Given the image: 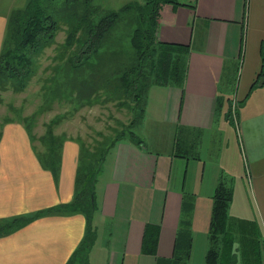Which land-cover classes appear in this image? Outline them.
Returning a JSON list of instances; mask_svg holds the SVG:
<instances>
[{
	"label": "crops",
	"instance_id": "crops-1",
	"mask_svg": "<svg viewBox=\"0 0 264 264\" xmlns=\"http://www.w3.org/2000/svg\"><path fill=\"white\" fill-rule=\"evenodd\" d=\"M21 8H0V54L10 16ZM157 37L188 48L186 77L183 85L151 88L140 124L133 128L142 143L125 137L106 153L94 183L95 235L87 264L172 259L186 199L193 203L189 264H206L216 188L226 181L234 205L239 189L247 185L245 176L254 213L229 216L256 222L264 241V0H177L162 10ZM235 98L236 135L230 124ZM5 129L0 227L71 203L81 146L63 143L55 179L22 125L12 122ZM147 226L157 230V255L143 251ZM87 232L88 218L82 213L37 217L0 235V264H69Z\"/></svg>",
	"mask_w": 264,
	"mask_h": 264
},
{
	"label": "trees",
	"instance_id": "trees-1",
	"mask_svg": "<svg viewBox=\"0 0 264 264\" xmlns=\"http://www.w3.org/2000/svg\"><path fill=\"white\" fill-rule=\"evenodd\" d=\"M67 3L69 14L66 18L70 23L67 51L81 55L73 61L76 68L89 66L94 70V65L99 67L103 55H108L106 51H116L112 41L118 28L128 30L126 38H130L132 46L130 64L117 61L114 62L117 69L107 70L112 61L103 58L102 86L86 83L88 91L85 89L83 93L90 92L89 88L92 86L98 93L103 87L102 95L107 96V100L118 101L123 105H127L128 101L132 102V110L142 118L151 85H183L187 72L188 48L161 42L157 37L163 6L177 3V0L135 1L116 11L95 8L92 0H87V9L84 11L80 8L79 0H68ZM59 28L58 19L48 13L46 6L43 7L39 0H29L25 7L15 10L10 16L0 54V84L12 82L15 87L24 89L36 73L39 53L54 43ZM96 59L97 62L91 64ZM135 122L107 145L101 155H89L86 163L81 162L76 178V194L71 203L42 210L32 216L10 219L0 227V235L9 234L33 219L50 213H82L88 218L87 236L69 264L75 263V260L80 264H87L88 252L94 238L92 217L95 211L96 177L106 153L119 140L129 134L133 141L142 143L139 138L136 139L133 130ZM63 143L64 140L50 134L42 141L46 153L39 154L42 166L53 172L56 178L59 175ZM233 197V188L226 181H221L213 196L206 264H238L240 260L243 264H264L261 246L264 241L260 227L253 221L230 218L229 209ZM192 213L193 203L186 199L173 258H158L157 264H189L193 247ZM143 251L157 255V230L154 226H147L145 230Z\"/></svg>",
	"mask_w": 264,
	"mask_h": 264
},
{
	"label": "rangeland",
	"instance_id": "rangeland-1",
	"mask_svg": "<svg viewBox=\"0 0 264 264\" xmlns=\"http://www.w3.org/2000/svg\"><path fill=\"white\" fill-rule=\"evenodd\" d=\"M27 1L0 0V8L1 10L9 7L21 8ZM67 1L39 0L43 7L46 6L48 13L58 19L60 28L54 43L39 53L36 59V73L24 89L15 87L12 82L0 84V139L4 136L8 123H20L33 144L31 147L38 158L40 153H46L42 141L51 134L54 138L64 142L73 141L81 146V165V162H87L89 155H101L103 149L122 134L123 130H128L132 122L136 121L137 127L141 116L132 110V102L128 101L127 105H123L118 101L107 100V96L102 95L103 87V90L100 88L98 93L93 87L94 85L102 86L103 58L112 61L107 70L115 69L114 62L117 61L125 65L130 64L132 46L130 38H126L128 30L118 28L112 41L116 51H106L108 55H103L99 67L93 64L97 62L96 59L91 62L95 66L94 70L89 66L76 68L73 61L75 57L78 58L81 55L70 54L67 51L70 27L66 18L69 14ZM135 1L142 0H92V5L100 10L116 11ZM79 5L83 11L86 10L87 0H79ZM164 7L165 5L162 9ZM58 67L61 69H57ZM262 71L264 73V59ZM86 83L93 85L88 93ZM154 86L157 87V85L150 86L148 94ZM85 89L87 91L83 93ZM225 107L224 116L228 111V104ZM231 120L230 124L235 125L233 116ZM233 128L236 135V125ZM128 137L131 138L129 134ZM136 139H138L137 136ZM236 169H239L237 165ZM245 178L247 185L239 189L237 202L230 206L229 212L235 217L239 214L253 215L254 213V204L247 189L251 186L246 176ZM92 227L94 231L95 228L93 225Z\"/></svg>",
	"mask_w": 264,
	"mask_h": 264
},
{
	"label": "built area",
	"instance_id": "built-area-1",
	"mask_svg": "<svg viewBox=\"0 0 264 264\" xmlns=\"http://www.w3.org/2000/svg\"><path fill=\"white\" fill-rule=\"evenodd\" d=\"M238 109H239V102H238L237 98H235L234 101L232 102V116L235 118V123L237 126H239Z\"/></svg>",
	"mask_w": 264,
	"mask_h": 264
}]
</instances>
